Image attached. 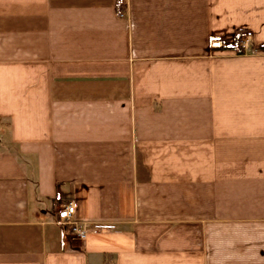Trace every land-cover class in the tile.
Masks as SVG:
<instances>
[{"label": "crops", "instance_id": "1", "mask_svg": "<svg viewBox=\"0 0 264 264\" xmlns=\"http://www.w3.org/2000/svg\"><path fill=\"white\" fill-rule=\"evenodd\" d=\"M0 264H264V0H0Z\"/></svg>", "mask_w": 264, "mask_h": 264}, {"label": "built area", "instance_id": "2", "mask_svg": "<svg viewBox=\"0 0 264 264\" xmlns=\"http://www.w3.org/2000/svg\"><path fill=\"white\" fill-rule=\"evenodd\" d=\"M229 46L228 42L224 39H213L210 42L211 49H222L224 47ZM243 47L247 48L246 43ZM75 210L76 205L73 202H70L64 205L61 209L57 211V219L63 227H69L72 231L74 237L78 240L83 241L88 234L92 232H101L105 230L112 229L114 226L109 224H89V223H81L75 219Z\"/></svg>", "mask_w": 264, "mask_h": 264}, {"label": "trees", "instance_id": "3", "mask_svg": "<svg viewBox=\"0 0 264 264\" xmlns=\"http://www.w3.org/2000/svg\"><path fill=\"white\" fill-rule=\"evenodd\" d=\"M242 34H243V32L238 30V31H236L235 36H234V41L237 45V52H239V53L242 51V49L239 47L240 43H241Z\"/></svg>", "mask_w": 264, "mask_h": 264}]
</instances>
